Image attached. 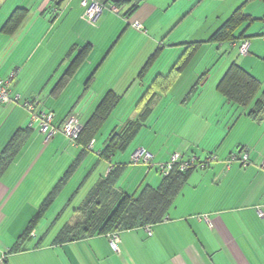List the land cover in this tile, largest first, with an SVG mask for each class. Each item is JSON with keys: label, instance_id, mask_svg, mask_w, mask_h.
Instances as JSON below:
<instances>
[{"label": "crops", "instance_id": "0c3cea01", "mask_svg": "<svg viewBox=\"0 0 264 264\" xmlns=\"http://www.w3.org/2000/svg\"><path fill=\"white\" fill-rule=\"evenodd\" d=\"M245 1L124 0L119 13L104 9L91 25L81 0H0V80L10 81L12 99L19 97L0 105V157L18 136L16 153H8L0 174V264H264V114L260 120L249 116L264 91V3L243 7L253 21L234 30L236 40L207 42ZM16 9H24L25 18L6 35L1 28ZM194 43L200 45L168 91L150 100L131 151H149L154 163L181 153L183 160L208 159L207 165L191 172L163 222L119 233L118 251L109 235L55 244L64 226L84 218L86 199L114 166L121 168L115 184L119 194L136 195L145 185H158L146 166L131 165V151L110 161L101 160L99 152L111 132L137 119L154 79L166 75ZM232 64L259 82L246 106L230 103L216 90ZM211 68L216 69L213 78L199 83L196 75ZM102 101L113 104L107 118L112 126L103 145L94 138L90 150L61 133L47 139L37 124L29 128V113L22 107L33 103L37 111L52 113L53 126L60 127L69 116L84 125ZM236 152L246 153L247 163L229 160ZM29 226L31 232L21 238ZM55 226L57 232L49 236ZM40 227L46 231L39 234Z\"/></svg>", "mask_w": 264, "mask_h": 264}, {"label": "trees", "instance_id": "16d2710c", "mask_svg": "<svg viewBox=\"0 0 264 264\" xmlns=\"http://www.w3.org/2000/svg\"><path fill=\"white\" fill-rule=\"evenodd\" d=\"M123 1L124 0H120L116 3L119 6V4H121ZM250 1L255 0H246L245 3L236 9L231 17L213 33L207 42L225 43L236 40L237 38L233 36L234 30L243 22L249 23L253 21V19L245 16L242 12L243 7ZM259 1L264 3V0ZM25 15L26 11L24 9H16L4 23L1 31L6 35H11L14 33L20 24L23 23ZM199 45V43L189 44L186 50L178 58L176 63L172 66L170 71L166 75L158 76L154 79L153 83L142 97V99H145L143 103V105H145L143 112L139 114L137 119L126 123L119 129V131L111 132L107 138L105 147L99 152V158L101 160L110 161V159L116 153H121L129 147L150 113L149 106L151 104L150 100L152 97L159 92L165 93L168 91L174 80L179 76V74H181V72L190 62ZM157 55L158 50L150 57L146 65L143 67L139 78L144 75ZM77 62L78 61H76L73 66H71L74 68L75 65H77ZM205 77L206 73L202 75L199 83H201L203 81L202 79ZM195 86H193L192 89H194ZM258 88L259 82L257 80H255L241 67L237 66L236 64H232L219 80L216 90L230 103L237 106H246L254 99ZM112 107L113 104L107 101H102L98 105L95 113L86 121L84 125H82L81 132L76 140L77 145L83 147L86 150H90L88 149V145L93 141L103 124L106 122ZM263 114L264 91L260 96H258V98H256L253 108L250 110L249 116L260 120ZM16 138H18V136L13 138V146L5 150L3 155L0 157V174L6 165V161H8V153L12 152L11 156L16 153ZM237 152L232 154L229 160H231V157L233 156L236 157L235 160H241L240 156L242 154H240L241 152ZM179 154L181 155V153ZM153 158L154 157L152 155V166L150 168L142 163L137 164V166L144 165L147 169H149V174H151V170H153L154 175H159L161 177L156 187L145 185L136 195L119 194L115 190V184L117 183L121 173V168L119 166H114L109 170L107 176L93 189L90 196L86 199V202L83 206V210H85L84 218L74 224L64 226L55 237L54 243H73L95 235H109L111 241L113 236H117L119 239V233L121 232L137 228H144L146 226H153L163 222L175 198L181 192V189L186 183V180L190 176L191 172L197 167H205L207 162L206 160L200 161L198 158L197 165H193L184 171H180L178 166H173L168 174L164 175L158 166L165 165L170 159L166 162L154 163ZM181 160L184 161L182 156ZM74 168L75 166L72 165L70 169L67 170L61 182L59 183L60 185L58 188H56L54 192L51 193V195L45 200L42 207H40L37 214L35 215V218L31 221V227L35 225V222L42 218L45 210L56 197V193L60 189L64 179L72 173ZM30 226L23 233L21 238L29 235L31 232ZM15 250L16 249H12L11 251Z\"/></svg>", "mask_w": 264, "mask_h": 264}, {"label": "built area", "instance_id": "2783aa9c", "mask_svg": "<svg viewBox=\"0 0 264 264\" xmlns=\"http://www.w3.org/2000/svg\"><path fill=\"white\" fill-rule=\"evenodd\" d=\"M117 1L120 0H81V7L83 9L84 19L91 25L95 24L99 16L102 14L104 9L109 10L112 13H119V6ZM107 4V5H106ZM135 28L141 29L138 24L134 25ZM248 51V43H242L240 48V53L245 55ZM12 78V77H11ZM10 81L9 80H0V105L8 104L12 102H19V97L16 96L13 99L10 97ZM22 107L29 113V124L28 127L32 128L34 124H37L38 130L40 133L44 134L46 138L62 133L67 139L72 143H76L77 138L82 129V125L79 123L76 117L69 116L60 127H55L52 124L53 115L52 113L39 112L35 109V105L31 102H24ZM93 142L88 145V149H92ZM247 154H242L240 159L243 164L247 163ZM210 160L214 157L209 158ZM236 157H231V160H235ZM152 161V155L143 148L136 149L130 158V163L133 165L145 164L149 168ZM208 161V159L206 160ZM198 159L195 156L190 157L188 160H181V155L179 153H174L169 162L165 165H159L158 167L162 170L164 175H167L168 172L172 169L173 166H178L180 171L187 170L193 165H197ZM264 169V162L262 164ZM207 220V218H205ZM119 239L117 236H113L111 239V246L115 251H118L117 243Z\"/></svg>", "mask_w": 264, "mask_h": 264}, {"label": "rangeland", "instance_id": "374dc122", "mask_svg": "<svg viewBox=\"0 0 264 264\" xmlns=\"http://www.w3.org/2000/svg\"><path fill=\"white\" fill-rule=\"evenodd\" d=\"M225 57V56H224ZM203 63V62H202ZM205 68V67H204ZM216 69H217V67H216ZM216 69H214L213 70V68H211V69H207L208 70V72H207V75H206V77L205 78H203L202 80V82H204V80L209 76V79H211V78H213V73H214V71L216 70ZM204 72V71H203ZM201 74V73H200ZM200 74L198 73V75H196V77L197 78H201V76H200ZM199 76V77H198ZM210 85V84H209ZM123 118H125V117H123ZM107 121V120H106ZM112 119L110 118V120H108L107 122H106V124L104 125V126H102L101 127V129H100V131L97 133V135L95 136V141H97V145L99 146H102L103 145V142H104V140H105V136H107V135H105V133H106V129L107 128H110L111 126H112ZM35 128H37V125H36V127ZM37 131L39 132V130L37 129ZM62 134V133H61ZM63 135V134H62ZM65 137V136H64ZM136 139H138V137L136 138ZM68 141H70L69 139H68ZM71 142V141H70ZM72 143V142H71ZM135 143H137V141H133V143H131L130 145H129V147L127 148V154L131 151V150H133V145L135 144ZM132 152V151H131ZM120 155H122V154H118V156H120ZM132 165V164H131ZM135 166H137V165H135ZM146 169V168H145ZM151 172H152V175H153V170H151ZM152 177V176H151ZM156 178H158V179H160L161 177L159 176V175H157V177ZM77 204V203H76ZM71 210H73V207H71L68 211H70L71 212ZM68 214V215H67ZM67 214H65L64 215V217L66 218V220H68L72 215H71V213H67ZM41 226V225H40ZM44 230L46 231V229L44 228V229H42L41 227H40V229H39V231H38V233L39 234H41L42 233V231L44 232ZM57 230H58V228H57V226H55L53 229H50L49 230V232H48V234H50L49 236H51L52 235V233H56L57 232ZM49 238L50 237H48V239H47V241L46 242H49Z\"/></svg>", "mask_w": 264, "mask_h": 264}]
</instances>
